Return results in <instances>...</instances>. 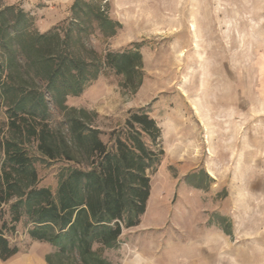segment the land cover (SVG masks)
Segmentation results:
<instances>
[{"label": "rangeland", "instance_id": "obj_1", "mask_svg": "<svg viewBox=\"0 0 264 264\" xmlns=\"http://www.w3.org/2000/svg\"><path fill=\"white\" fill-rule=\"evenodd\" d=\"M74 1L0 0V9H23L33 27L46 32L66 25ZM84 1L120 24L105 38L92 22L83 33L85 45L101 54L139 51L143 78L132 91L120 85L121 75L106 69L65 104L94 113L93 124L108 144L131 111H147L160 128L156 148L164 152L149 172L150 211L197 202L205 208L199 225L233 232L235 264H264V0ZM5 59L0 49V62ZM5 110L0 97V139L9 135ZM47 122L66 132L65 114L57 108H50ZM27 148L38 186L55 193L60 174L76 165L48 159L32 143ZM191 173H204L206 185L187 184ZM8 207L0 211V225L6 223L11 245L44 258L56 250L31 239L24 219L11 222Z\"/></svg>", "mask_w": 264, "mask_h": 264}, {"label": "trees", "instance_id": "obj_2", "mask_svg": "<svg viewBox=\"0 0 264 264\" xmlns=\"http://www.w3.org/2000/svg\"><path fill=\"white\" fill-rule=\"evenodd\" d=\"M71 11L63 28L39 32L23 9H0V49L6 55L5 64L0 62V97L9 132L0 139V211L8 204L11 222L24 219L31 239L56 248L45 256L47 264H112L103 252L117 245L123 229L139 224L151 193L149 172L164 152L156 148L160 128L142 108L111 131L108 144L93 124L94 113L65 104L106 69L121 75L120 85L132 91L143 78L139 51L101 54L83 41L92 22L107 38L120 28L117 21L84 0H75ZM51 107L64 112L66 132L49 126ZM31 143L48 159L76 165L60 174L55 193L38 186ZM205 177L191 173L184 179L203 188ZM6 230L3 222L1 261L19 252Z\"/></svg>", "mask_w": 264, "mask_h": 264}, {"label": "crops", "instance_id": "obj_3", "mask_svg": "<svg viewBox=\"0 0 264 264\" xmlns=\"http://www.w3.org/2000/svg\"><path fill=\"white\" fill-rule=\"evenodd\" d=\"M151 198L152 191L139 224L123 229L117 245L104 250L108 261L112 264H235L233 232L210 231L199 225L198 218L205 208L201 210L197 202L187 207L164 205L157 214L150 211ZM148 212L154 214L153 218H148ZM0 264L47 263L35 251H19L6 261L0 260Z\"/></svg>", "mask_w": 264, "mask_h": 264}]
</instances>
